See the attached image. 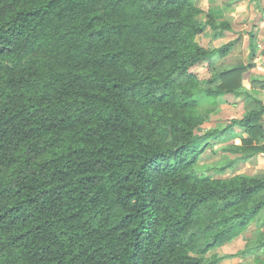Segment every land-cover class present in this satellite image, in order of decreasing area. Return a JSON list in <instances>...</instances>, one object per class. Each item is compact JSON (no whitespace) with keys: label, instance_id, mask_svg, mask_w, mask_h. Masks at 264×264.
Wrapping results in <instances>:
<instances>
[{"label":"trees","instance_id":"obj_1","mask_svg":"<svg viewBox=\"0 0 264 264\" xmlns=\"http://www.w3.org/2000/svg\"><path fill=\"white\" fill-rule=\"evenodd\" d=\"M201 12L196 0H0V264H218L209 251L255 221L257 237L226 256L263 262L264 172H201L264 154V102L243 83L251 63L213 65L235 41L197 37L231 23ZM227 94L244 96L243 116L197 133L218 110L201 105Z\"/></svg>","mask_w":264,"mask_h":264},{"label":"rangeland","instance_id":"obj_2","mask_svg":"<svg viewBox=\"0 0 264 264\" xmlns=\"http://www.w3.org/2000/svg\"><path fill=\"white\" fill-rule=\"evenodd\" d=\"M224 1H232V0H224ZM202 4V3H201ZM252 4L254 6V9L256 10H262V4L260 0H253ZM198 5V4H197ZM199 6V5H198ZM200 7V6H199ZM201 8V7H200ZM208 11L206 8L202 9L201 14L199 15V18L202 20L208 15ZM258 14V13H257ZM259 15V14H258ZM243 18L239 20V24H243L246 15H242ZM255 21L259 20V16H256L254 19ZM256 25V24H255ZM245 32H247L245 30ZM235 35L231 33H224L222 35V39H218L216 35H214V30L210 27L207 26L206 30L198 35L197 39H199L200 43H204L207 45L208 49H213L217 44H220L218 41L220 40L221 43H225V41L229 40L231 37ZM216 39V41H215ZM240 49V48H239ZM244 50V49H243ZM241 50L243 53L239 54L240 51H237L236 53H232L229 57H226L224 59H220L218 55H214L212 58L213 65H233L238 62H248L249 61V56H244L245 52ZM244 54V55H243ZM229 55V54H228ZM246 65V64H245ZM194 71L199 75L200 78L204 79L207 77H210L212 71L210 67L204 62L198 64L195 68ZM251 74L249 73V70H246L244 75H243V83H246L249 85L251 83ZM254 82V81H253ZM223 107V108H220ZM247 107V103L245 102V99L243 97H236L232 94H227L225 95V98L223 100L220 99V102L218 104H211L209 102H204L200 109L201 112H206L208 110L213 111L215 108L218 110H215L211 113L210 120L206 122L205 124L199 126L196 128L197 133H204L207 131L209 128L212 127V124L214 122L215 125H220L225 126L227 121H230L232 117H242L245 110ZM222 109V110H221ZM221 111V112H220ZM214 112H217V115L214 117ZM220 122V123H219ZM235 139H228L225 141H216L213 142L212 147H208L203 153L201 157V163L205 164H211L215 163L216 161L220 160L222 155L224 153H228L227 151L224 150V147L232 142H234ZM232 154V153H230ZM235 167L228 169L225 173L220 174L216 173L213 169L210 170H204L201 173L202 174H212L215 177H228L230 175L236 174V173H262L264 172V155L262 154H256V156L253 158V160L250 161V164H246L244 161H237L236 164L234 165ZM257 222H252L248 228L239 236L237 237L239 243L237 245H233L232 248H230L228 245L224 244L223 246H218L212 250L209 251V255L212 254H217L218 256H221L222 259L218 264H258L254 260V255H248V256H234V257H228L226 255L234 252L235 250L240 246L243 247L246 245L245 243L247 240L255 239L257 237ZM264 230V227H263ZM234 241V240H233ZM229 247V248H228ZM260 256H263L264 250H260ZM264 264V263H261Z\"/></svg>","mask_w":264,"mask_h":264},{"label":"crops","instance_id":"obj_3","mask_svg":"<svg viewBox=\"0 0 264 264\" xmlns=\"http://www.w3.org/2000/svg\"><path fill=\"white\" fill-rule=\"evenodd\" d=\"M196 1H197V4L201 7V9L206 8L208 13L214 15L215 18L227 19L231 23V29L225 30L224 33H231L235 36L225 41V43H228L229 41H235L234 46L232 50L228 53L229 55L227 54L224 57L219 56V58L224 59L226 57H229L233 52L236 53L237 51H240L239 54H241L243 53L241 50L244 49L243 51L245 52V55L244 54L243 55L246 57L249 56V61L243 62V63L238 62L235 64L251 63V66L248 70H249V73L251 74L252 82L249 85L244 83V85L246 86V88L255 92L264 102V0H260L262 4V10L254 9V6L252 4L253 0H232V1H227V2L224 0H196ZM243 14L246 15V19L243 24H239V20L243 18L242 17ZM256 16H259L258 21L254 20ZM245 30L247 32H245ZM218 39L221 40L222 37H218ZM220 40L218 41L220 44H217L215 47H219L225 44V43H221ZM201 45L208 48L207 45L204 43H201ZM240 97L244 98L243 95H241ZM220 108H223V107H220ZM216 115H217V112H214V117ZM215 123L216 122L212 124V127H218V128L224 127L222 126V124L215 125ZM244 135L247 136L246 133ZM233 139H235V141L232 143H236V144L241 143L240 138H233ZM260 154L264 155L263 153H260ZM254 157L250 158L249 160H241V161H244L246 164H250V161L253 160ZM236 174H239V173H236ZM250 174H254V172ZM239 240L241 239L236 238L234 241L226 243V246L228 245L230 248H232L235 242H239ZM237 244L239 243H236L235 245ZM244 247L245 245L241 248L239 246L235 250V253L238 250L243 249ZM261 258L263 259V262H264V253H263V256L261 255ZM257 263L261 264L260 262H257Z\"/></svg>","mask_w":264,"mask_h":264}]
</instances>
